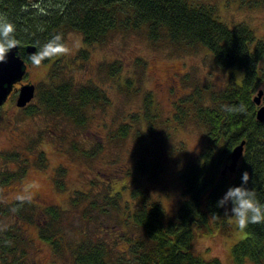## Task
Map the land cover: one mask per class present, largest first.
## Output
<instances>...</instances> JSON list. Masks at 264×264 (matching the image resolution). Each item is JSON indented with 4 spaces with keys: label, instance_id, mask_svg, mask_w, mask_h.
Segmentation results:
<instances>
[{
    "label": "trees",
    "instance_id": "16d2710c",
    "mask_svg": "<svg viewBox=\"0 0 264 264\" xmlns=\"http://www.w3.org/2000/svg\"><path fill=\"white\" fill-rule=\"evenodd\" d=\"M261 1L256 0L264 4ZM0 16L15 25V38L29 65L33 56L40 57L39 63L51 64L50 81L36 94L45 112L77 124H85L87 113L106 96L92 80L78 84L72 76L74 68L65 71L63 47L70 31L80 32L88 46L105 45L128 32L143 34L152 46L203 45L220 69L230 71L225 85L206 87L208 96L200 86L186 96L192 103L189 109L176 102L182 114L193 116L206 128L208 142L203 153L181 171L182 198L174 214L145 184L130 187L131 198H126L127 185L116 189L117 179L104 189L92 181L90 188L76 191L70 198V208L19 198L6 208L0 207V216L12 218L0 231V264H41L35 258V238L28 239L23 233L25 222L35 225L37 237L51 246L53 264H222L218 258L204 257L194 245L197 236L214 232L218 225L230 229L228 215L216 205L229 187L241 183L244 172L249 176L246 187L264 204V121L257 120L259 106L254 99L264 89V38L257 37L248 23L230 25L221 20L215 5L191 0H0ZM28 44H35L38 53H26ZM50 44L47 55H42ZM85 48L80 50L81 59L88 58ZM120 65L112 66L119 72ZM67 73L71 75L67 77ZM153 102V94L148 93L143 109L125 117L128 120L119 125L118 134L110 130L112 142L124 140L134 125L142 122L154 128ZM139 130L137 135L142 132ZM58 131L62 133L57 128L52 133L62 142L65 137ZM244 139L245 151L237 170L221 174L231 161L232 149ZM98 145L102 150V144ZM75 150L84 157L90 155L80 146L75 145ZM40 155L43 159L38 164L46 166L44 153ZM0 157L6 165L18 159L1 152ZM140 165L149 166L143 161ZM25 170H3L0 166V205L2 185L19 180ZM61 172L64 175V169ZM127 174L131 175V170ZM56 181L63 190L67 188L61 180ZM69 211L80 215L78 223ZM92 221L97 223L94 229ZM244 230L246 236L232 247L233 264H264V221L250 223ZM111 233L117 236L113 242L108 239Z\"/></svg>",
    "mask_w": 264,
    "mask_h": 264
},
{
    "label": "rangeland",
    "instance_id": "374dc122",
    "mask_svg": "<svg viewBox=\"0 0 264 264\" xmlns=\"http://www.w3.org/2000/svg\"><path fill=\"white\" fill-rule=\"evenodd\" d=\"M191 1L215 5L217 17L221 20L230 25L248 23L257 37L264 38V4L256 0ZM85 47L88 48V58L81 59L80 50ZM63 52L66 55L62 62L66 65L65 71L74 68L72 76L78 84L92 80L96 87L105 90L106 98L87 113L85 124L51 116L36 95L38 89H45V83L50 81L51 64L32 63L28 66L23 82L36 85L30 109H26L29 104L18 107L14 94L0 107V152L18 158L6 165L0 157V166L10 171L26 168L19 180L2 185L0 207L6 208L19 198H27L42 205L57 204L70 208V198L78 191L90 188L92 181L104 189L117 179L116 189L127 185L124 188L126 198H131L130 187L145 184L174 214L182 198L181 171L189 161L203 153L208 142L206 128L193 116L181 113L192 105L185 97L194 93L197 86L203 89L204 96H208L206 87L225 85L230 71L220 69L210 50L203 45L152 46L143 34L135 32L118 35L105 45L88 46L80 32L70 31ZM118 64H121L119 72L117 66H112ZM70 75L67 73V77ZM128 77L132 78L131 86L126 84ZM148 93L153 94L154 99L151 107L157 119L154 128L150 129L142 122L134 125L136 127L124 140L112 142L113 138L108 134L110 130L114 135L118 134L119 125L128 120L125 117L143 109ZM176 102L186 106L179 109ZM32 108L43 111L37 113ZM175 114L180 117L175 118ZM56 128L62 130V133L58 131L59 136L65 137L62 142L52 133ZM138 130L142 131L139 136ZM156 135L160 136L159 140ZM98 144H102V150ZM75 145L81 150L86 149V154L90 155L76 154ZM93 151H96L94 155ZM41 152L46 157V166L38 164L43 159ZM141 161L148 164V168L142 167ZM130 170L131 175H128ZM56 180H61L60 184L63 182L67 188H60ZM68 214L78 223L79 214L72 211ZM226 215L231 222L230 229H224L221 224L214 232L197 236L194 248L206 258H218L222 264H233L232 247L246 236V231L238 227L230 214ZM11 220V215H1L0 231ZM96 225L94 223L92 228ZM22 230L28 239L35 238L36 260L41 264H53L52 248L37 237V227L25 222ZM109 235V242L117 238L115 233ZM30 249L32 253V243Z\"/></svg>",
    "mask_w": 264,
    "mask_h": 264
},
{
    "label": "clouds",
    "instance_id": "9594fccd",
    "mask_svg": "<svg viewBox=\"0 0 264 264\" xmlns=\"http://www.w3.org/2000/svg\"><path fill=\"white\" fill-rule=\"evenodd\" d=\"M17 44L15 25L7 17L0 16V64L7 63L8 54L17 47ZM50 47L51 44L46 46L42 55H47ZM31 61L39 64L40 57L33 56ZM248 181V173L244 172L241 176V183L229 187L216 205L230 214L241 230H244L250 223L264 221V204H261L256 199L255 193L246 187Z\"/></svg>",
    "mask_w": 264,
    "mask_h": 264
},
{
    "label": "water",
    "instance_id": "95a60500",
    "mask_svg": "<svg viewBox=\"0 0 264 264\" xmlns=\"http://www.w3.org/2000/svg\"><path fill=\"white\" fill-rule=\"evenodd\" d=\"M20 43L13 48L8 54L6 64H0V107L5 104L10 94L17 91L16 104L18 107H25L29 104L36 94V85L32 82L23 83V79L28 72V62L20 52ZM25 51L28 54H37L38 48L35 44L25 46ZM20 83V88L15 87V84ZM264 89H260L255 96V102L259 106L257 109V120L264 121ZM246 139L237 144L231 152V161L224 167L221 174L225 172L235 173L240 159L245 151Z\"/></svg>",
    "mask_w": 264,
    "mask_h": 264
},
{
    "label": "flooded vegetation",
    "instance_id": "af4514ba",
    "mask_svg": "<svg viewBox=\"0 0 264 264\" xmlns=\"http://www.w3.org/2000/svg\"><path fill=\"white\" fill-rule=\"evenodd\" d=\"M23 83H24V82H23ZM17 84H18V83H17ZM17 84H15V87H17V88H20L21 84L19 83V84H20V86H19V87H18V85H17ZM13 94H14V95L16 96V98H17V95H18L17 91H13V92L10 94V96H9V98H8V99H10V97H11ZM7 101H8V100H7ZM7 101H6V102H7ZM6 102H5V103H6ZM30 195H32V193H31Z\"/></svg>",
    "mask_w": 264,
    "mask_h": 264
}]
</instances>
